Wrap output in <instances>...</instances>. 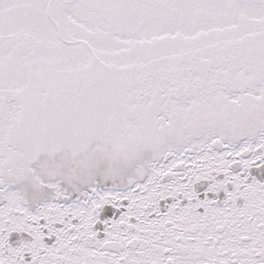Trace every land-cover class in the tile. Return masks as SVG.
Returning <instances> with one entry per match:
<instances>
[{"label":"snow or ice","instance_id":"snow-or-ice-1","mask_svg":"<svg viewBox=\"0 0 264 264\" xmlns=\"http://www.w3.org/2000/svg\"><path fill=\"white\" fill-rule=\"evenodd\" d=\"M0 264H264V0H0Z\"/></svg>","mask_w":264,"mask_h":264}]
</instances>
